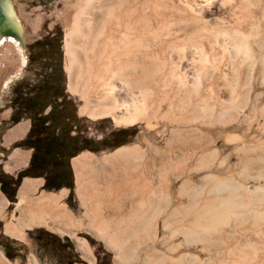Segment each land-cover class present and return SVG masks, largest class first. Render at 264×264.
Instances as JSON below:
<instances>
[{"label": "rangeland", "instance_id": "rangeland-1", "mask_svg": "<svg viewBox=\"0 0 264 264\" xmlns=\"http://www.w3.org/2000/svg\"><path fill=\"white\" fill-rule=\"evenodd\" d=\"M12 3L23 24L25 45L9 39L0 42V147L15 138L9 139V135L19 123L28 122L29 127L30 120L26 117L13 124L8 120L11 83L22 76L29 81L41 76L35 69L24 70L26 44L59 25L65 92L73 100L82 133L92 137V146L106 149L112 142L105 145L99 139L125 127L128 129L125 138L141 145L148 140L167 147L173 143L175 148L168 151L178 155L179 160L183 156L185 164L193 154L199 155L198 203L175 205L174 226H169L170 220L167 226L176 234L159 236L143 264H264V54H258L264 43L257 34L264 24V0H12ZM77 17L79 25L75 27ZM103 27L106 36L130 39L136 42L135 46L146 38L149 56L145 79L140 74V61L135 58L137 70L129 79L124 75L113 78L109 73L107 87L96 88L98 85L90 80L85 67L87 52L83 43ZM72 29L71 54L66 37ZM73 53L79 60L70 71ZM79 80L80 90L75 91L71 85ZM109 84L114 86L112 92ZM141 89L148 97L144 111L147 117L134 123L117 121L115 117L126 116L132 105L139 102ZM101 93H107L106 98L101 99ZM115 98L119 105L113 112L96 117L86 112L102 110L104 102H113ZM177 143L183 146L178 147ZM185 144H190V148ZM17 149L28 151L19 147L7 149L2 155L0 148V161L5 168L7 164H16L12 157ZM81 153L82 150L77 155ZM73 178V207L67 201L68 193L64 201L67 212L76 219L80 197L76 176ZM217 178L236 189L232 198L236 206L216 220H199L197 210L204 201L217 192H229L225 184L215 190ZM44 189L40 184L28 195L37 197ZM187 199L190 197H183L184 201ZM17 202L18 198L15 204H6V218L18 215ZM172 213L168 212V218ZM58 215L47 217L45 222L31 228L41 227L62 237L69 231L68 237L77 244L81 233L68 230L71 221ZM0 219V264H30L32 257L38 264L61 263L47 257L30 236V228L24 229L25 238L21 239L6 233V221L1 214Z\"/></svg>", "mask_w": 264, "mask_h": 264}, {"label": "crops", "instance_id": "crops-1", "mask_svg": "<svg viewBox=\"0 0 264 264\" xmlns=\"http://www.w3.org/2000/svg\"><path fill=\"white\" fill-rule=\"evenodd\" d=\"M22 127L26 128L23 132ZM27 129L28 122L19 123L9 139L22 135ZM176 146L183 145L177 143ZM184 146L190 148V144ZM173 148V143L167 147L148 140L141 145L132 139L99 151L82 149V153L73 158L75 172L74 159L83 155V198H79L77 218L66 221H71L68 230L82 236L77 244L70 238L79 260L60 264H96L97 248L89 237L111 253V264H143L159 236L176 234L169 230L168 220L173 227L172 212L176 204L198 203L200 158L198 153L193 154L185 164L183 156L179 160L178 155L168 151ZM22 152L29 153L17 149L12 157L16 162L13 167L20 164L18 153ZM184 196L190 200L184 201ZM63 235L71 237L69 231Z\"/></svg>", "mask_w": 264, "mask_h": 264}, {"label": "bare ground", "instance_id": "bare-ground-1", "mask_svg": "<svg viewBox=\"0 0 264 264\" xmlns=\"http://www.w3.org/2000/svg\"><path fill=\"white\" fill-rule=\"evenodd\" d=\"M78 25H79V17L76 18L75 27H77ZM121 26H122V24H121ZM260 27L261 28L259 29L257 34L261 38V40L263 39L262 43H264V24L261 25ZM73 31L74 30L72 29V31L70 33H68L67 37H66L67 49H69V53H71V54H72V49H71L72 40L70 39V37H71V33ZM92 31H94V30H92ZM127 31L129 32V30H127ZM128 32H127V35H128ZM94 33H95V35H94ZM94 33L92 34L93 37L91 39L89 37V39L86 40V42L83 44L85 46V51L87 52L86 53V60H85V67L87 69L90 80H93V82L96 84V86L98 85L96 88H98L99 86L103 87V85L105 87L108 84L107 80L109 79L108 78L109 73L111 75L110 77H113V78L117 77L118 75L119 76L124 75V76H126L127 79H129V77L134 74L133 72H135L137 70L135 67L137 63L135 64L133 61L135 58L138 61H140V65H141L140 66V74H141V76H143L142 78L145 79V77L147 76V73L145 72L146 71L145 62H146L147 56H149V53L147 52L148 49L146 50L147 46H146V43L144 41L146 38L144 39V37H143L142 43L140 42L139 46H135L136 42L132 41L130 39L123 40L121 38L118 39L115 37H111L110 35L106 36V34H105L106 31H105L104 27L99 29L97 32H94ZM86 35L88 36V34H86ZM5 39L17 41L12 36L5 37L4 40ZM261 40L259 41V45L261 43ZM1 41H3V40L1 39L0 42ZM261 47H263V46H261ZM259 49H260V53H258V54L259 55H261V53L264 54V49H262V48H259ZM147 53H148V55H147ZM72 59H73L72 64L69 67L70 71H72L74 64L79 60V58L77 57V55L75 53H73ZM80 81L81 80L77 81L76 85H71L73 90H75V91L80 90V87H79ZM109 85L111 86L110 92H112L114 90V86L112 84H109ZM82 91H83V88H82ZM140 93H141V97L139 96V99H140L139 102L132 105L131 111L126 116H122L119 118L115 117L117 119V121L134 123L140 119L142 120L143 118L147 117V115H146V113H144V111L148 105V97H147L146 93L144 92V90L141 89ZM82 95L85 98L88 97L87 95L83 94V92H82ZM106 96H107V93L106 94L101 93L99 95V97L101 99L106 98ZM117 101H118V99L115 98L113 102H108V103L104 102L103 104L105 105V108H103L102 110H99V111L86 110V112L90 116H93V117H96L99 115L102 116V114H104V113L107 114V113L113 112V110H114L113 108L119 105ZM123 102H125V101H123ZM142 112H143V114H142ZM122 122H120V123H122ZM25 129L26 128L22 127L21 131L23 132ZM18 154H20V156H21L19 163L20 162L25 163L26 161H28L27 159H28L29 153L22 152V153H18ZM247 157H249V156H247ZM243 160H244V158H243ZM17 162H18V160H17ZM82 163H83V155L74 159L77 193H78L79 197H81V198H83L82 197V191H83L82 190V185H83V183H82V178H83L82 177V174H83ZM11 167H13L12 164L7 165L8 169ZM217 179H218V180H216L217 183L214 184L215 190H217V188H219V187L221 188L225 184L228 187L229 192H226V194L217 192L214 194V196L212 198L204 201V203L199 208V211L197 210V215L199 216V220L201 218H209L212 220H214V219L216 220L221 215H223L227 210H230L232 207L236 206L235 202L232 201V198H234V196L237 194L236 189L233 188L232 186H229V183L226 184V181H223L222 179H219V178H217ZM23 181L24 182H22L23 184H21L22 186H21L19 194H18V202H17L16 207H15V210H17L18 215H13L11 218L5 217L4 208H5L6 204L8 203V199L5 196L1 195V193H0V214L2 217H4V219L6 221V223H5L6 233H8L9 235L24 239L25 238V233H24L25 228H29V227H32L34 225L45 222L47 217L52 218L54 215L59 214V215H62V217H64L67 220L71 219V215L67 212V209H66L67 204L64 201V197L68 193V188H64V189H60V190H53V189L44 190L39 196L30 198L28 193L31 191L33 192V190H35L41 184L42 180H38L36 178H31V176H25ZM258 189H259V187H257V190ZM241 190H243V189H241ZM220 191L221 190H219V192ZM221 217H223V216H221ZM213 222L211 224H213ZM205 225L207 226V224H205ZM196 226L200 227L199 225H196ZM216 226H218V225H216ZM198 227H197V229H198ZM193 229H195V227ZM1 253L4 255V258H7L5 253L2 250H1ZM30 264H38L36 258L32 257L30 260Z\"/></svg>", "mask_w": 264, "mask_h": 264}, {"label": "trees", "instance_id": "trees-1", "mask_svg": "<svg viewBox=\"0 0 264 264\" xmlns=\"http://www.w3.org/2000/svg\"><path fill=\"white\" fill-rule=\"evenodd\" d=\"M61 34L62 31L60 26L55 25L44 35L36 37L34 40L28 42L26 44L27 61L24 65V70L29 72L35 69L34 72L36 74H41V76H36L37 78H35L34 81H29L26 77L22 76L20 79L13 81L10 85L11 112L8 120L13 124L22 117L30 118L31 123L25 135L27 138H29L33 132L34 121L38 115L43 118L51 119L49 123L53 124L54 136L57 143L61 142L63 131L73 129L74 125L77 127L76 133L72 134L73 137L80 135L85 137L87 135L82 133V122L78 118L73 100L65 92L61 60ZM48 104H52V108L48 113L43 114L42 110ZM58 126L61 127L60 130L58 129ZM47 128L48 124L43 128V136L47 135ZM124 130H127L128 132V129L125 127ZM116 132L117 130L113 131L108 137H101L99 142L107 145L106 143L117 134ZM127 141L128 139L124 137L119 141L109 144L106 148H112ZM20 143L22 144L23 140L18 141V144ZM82 149H90L93 151L100 150V148L82 144V146L72 149L71 155L77 154V152ZM70 170L71 178L64 183V186L69 188L67 201L69 205L73 207L71 198L74 193V178L71 166ZM52 186L58 188L59 185H53L47 182L43 185L45 188H52ZM29 233L32 239L50 259L60 261L61 263H70L79 260V258L74 255L73 243L68 236L62 237L57 233L41 227L30 228ZM63 239L65 241H63ZM89 240L96 245L97 248L96 264H111V253L104 249L102 244L96 241L93 237H89ZM67 245H69L70 248H67Z\"/></svg>", "mask_w": 264, "mask_h": 264}, {"label": "flooded vegetation", "instance_id": "flooded-vegetation-1", "mask_svg": "<svg viewBox=\"0 0 264 264\" xmlns=\"http://www.w3.org/2000/svg\"><path fill=\"white\" fill-rule=\"evenodd\" d=\"M51 108L52 104H48L42 110V113H48ZM28 119L31 123V119ZM50 120V118H43L39 115L36 116L33 132L29 138L25 136L28 130L27 129L22 135L10 140L8 145L2 144L0 147L3 150L2 155H5L4 151H6L7 149L14 150L19 147L28 149L29 151V156L27 159L28 161H26L27 163L25 162L19 167H12V169H8L5 168V166L0 161V191L7 199H9V204H15V201L18 198L19 189L24 180V176H31L40 179L42 178V185H44L45 182L53 185H59L58 188L52 186L51 189H60L66 187L64 186V183L69 181L71 178L70 166L74 174L73 177H75L72 160L75 156H77V154L71 155L72 149L78 146H82V144L92 146V137L87 135L85 137H82V135L77 137L72 136V134L76 133V125H74V128L71 130H64L61 136V142L57 143L54 136L55 134L53 131V124L49 123ZM47 124V135L43 136V128ZM58 129L60 130L61 127L58 126ZM115 130H117V134H115V136H113L109 142L113 143L119 141L128 133L127 130H124V127H119ZM20 140H23L22 144H18V141ZM1 227L2 222L0 219V228ZM63 241L65 240L63 239ZM66 247L70 248L69 245H67Z\"/></svg>", "mask_w": 264, "mask_h": 264}, {"label": "water", "instance_id": "water-1", "mask_svg": "<svg viewBox=\"0 0 264 264\" xmlns=\"http://www.w3.org/2000/svg\"><path fill=\"white\" fill-rule=\"evenodd\" d=\"M8 36L16 39L21 46L25 45L23 24L13 7L12 0H0V40Z\"/></svg>", "mask_w": 264, "mask_h": 264}]
</instances>
